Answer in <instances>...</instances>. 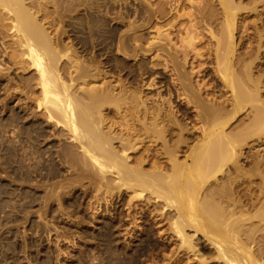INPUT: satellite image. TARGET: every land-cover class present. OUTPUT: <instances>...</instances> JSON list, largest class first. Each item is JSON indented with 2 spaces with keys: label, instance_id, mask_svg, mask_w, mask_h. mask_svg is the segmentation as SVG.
<instances>
[{
  "label": "bare ground",
  "instance_id": "6f19581e",
  "mask_svg": "<svg viewBox=\"0 0 264 264\" xmlns=\"http://www.w3.org/2000/svg\"><path fill=\"white\" fill-rule=\"evenodd\" d=\"M244 1L0 0V264L38 259L18 226L54 205L74 264H264V0L252 25ZM17 90L35 108L13 112ZM123 212L145 226L122 240Z\"/></svg>",
  "mask_w": 264,
  "mask_h": 264
},
{
  "label": "rangeland",
  "instance_id": "374dc122",
  "mask_svg": "<svg viewBox=\"0 0 264 264\" xmlns=\"http://www.w3.org/2000/svg\"><path fill=\"white\" fill-rule=\"evenodd\" d=\"M169 1V0H168ZM262 0H257L255 3L257 4V8L255 9V10H252V11H250V13H244L243 15H241L240 14V16L238 17V22H239V24H241V25H252V24H254V23H258V22H262L261 20H260V16H258V12H259V10L262 8V6H261V4H263L262 2H261ZM131 3H132V1H131ZM243 3H245V5H249V2H247V0L246 1H244ZM255 3H252L251 4V6L252 7H254V5H255ZM133 4H135L134 6L135 7H137V8H140V10H141V5H140V3L139 2H133L131 5H133ZM116 6V7H115ZM114 8V9H113ZM125 9V7H122V6H120L119 4H116V5H114V6H111V11L114 13H112L111 12V14H113V15H115L117 12H118V10H120V9ZM122 9V10H123ZM187 9V11H189L190 10V7H187V8H185V10ZM133 10H131V12L129 13V15L127 14V13H125L124 15H126L127 16V19L128 18H131V14H133L134 15V13L132 12ZM125 16V17H126ZM140 16V15H139ZM132 17H134V16H132ZM141 19V16H140V18L138 17V20H140ZM207 32V31H206ZM151 35H155V33L154 32H152V33H150ZM207 34L208 35H206L205 37H204V42H203V45L204 44H206V46H208V44H210L212 41H214V39H210V37H209V32H207ZM210 39V40H209ZM212 40V41H211ZM203 47V49H205L206 47L205 46H202ZM9 63V62H8ZM209 63H211V62H209ZM10 65H12V63H9ZM18 70V69H17ZM33 72V71H32ZM17 73V74H16ZM256 75H258V72H256ZM10 76H13L14 77V81L15 82H20L21 81V79H19V78H21V76H19L18 75V72L16 71V68L14 67V68H12V70L10 71ZM151 79V77H149V79H147V80H150ZM160 82V84L162 85V86H160V87H158L156 90H153L151 93H150V95H152V96H154L155 97V95L157 96L158 95V93L160 92V93H162L161 94V97L163 98H157V99H160V101H164V99H165V101H164V104H167V105H165L166 106V108H167V106H168V108H170V104L168 103V99L169 98H166V97H168L169 96V92H168V89L170 88V84H169V81H166V83H165V80H163L162 78H160V79H158ZM168 80H169V78H168ZM14 81L12 82L13 84H15L14 83ZM17 82V83H18ZM168 82V83H167ZM213 82V80H210L209 81V83H212ZM16 85V84H15ZM221 85V84H220ZM219 85V87H218V89L219 88H221L222 86H220ZM169 86V87H168ZM19 89H25L23 86H21L20 84H19ZM160 89V90H159ZM15 91V90H14ZM18 91V90H17ZM17 91H16V93L15 92H13L14 93V97L13 98H10L11 100H10V108H11V106H12V110H13V112L15 111V112H17V111H19V108H20V106H22V105H32V108H35V107H33V106H35V103H29V100L27 99L28 97H27V95L25 94V93H20V91H18V93H17ZM166 96V97H165ZM165 97V98H164ZM16 98V99H15ZM20 99V100H19ZM24 99V100H23ZM25 100L27 101L28 100V102H25ZM23 101V102H22ZM16 102V103H15ZM167 102V103H166ZM20 103H22V104H20ZM26 103V104H25ZM28 103V104H27ZM34 104V105H33ZM175 104H177V102H175ZM13 106L15 107V108H13ZM176 107H178V106H176ZM167 108V109H168ZM15 109V110H14ZM34 111H35V109H33ZM170 110V109H169ZM7 112V113H6ZM5 112V114H4V118L5 117H8L9 116V111L7 110ZM179 118H181L182 119V115H179ZM40 121L42 122V124H44L45 122H43V120L42 119H40ZM192 123H194L193 121H192ZM196 125V127H197V125H199V124H195ZM243 126H241L239 129H241ZM46 129H48V133H49V130H51V128L49 127V128H46ZM46 134V135H48L47 136V139H45V141H43L42 143H43V146H42V148H44V149H47V148H50V146H52V144L53 143H56L55 144V146L54 147H52V149H55L56 148V150L58 149H60L61 148V144L60 143H58V142H55V141H51L50 140V138H52L53 136H51L50 138H48L49 137V134ZM49 139V140H48ZM263 142V145H262V147H264V140L262 141ZM257 143H258V141H251V143L250 144H255V145H257ZM57 145V146H56ZM58 147V148H57ZM259 148V146L257 145L256 146V148L254 149V150H256V149H258ZM248 149L249 148H246V151H248ZM254 150H253V152H254ZM247 153V152H246ZM74 175H76V174H73V176ZM88 182V181H87ZM89 183V182H88ZM88 183H84L85 185H87L88 186ZM50 184H47V186H49ZM94 193V192H93ZM93 193H90V195L88 196V198L87 199H89V203L87 202V200L85 201V206L87 205V207H86V209H78V206L77 205H75V207H74V210H78V214L79 215H82L83 217H84V219L85 220H88L89 219V213H91V205H90V202H94L95 203V198L94 197H92L91 195L93 194ZM91 197V198H90ZM93 200V201H92ZM114 201H115V203H116V200L114 199ZM88 205H90V206H88ZM103 206H105V205H103ZM90 207V208H89ZM106 207V206H105ZM105 207H103V208H105ZM56 210H58L57 209V207H56V205H54L53 206V208H52V211L50 212V213H52V215L51 214H49V215H51L52 217H47L48 219H49V222H48V224H46L45 222H44V220H42L41 221V224L43 225L44 223V225H43V227L44 228H42V229H40V231L38 232V234H36V230H34V228L31 226V224H32V222L31 223H29V224H27V225H25V224H20V226H18V229H19V232L21 233V234H26L27 235V237H28V239L31 237V240H36V243H37V246H38V244H39V250L41 251V253L39 254V257H38V259L36 260L35 258H30V256L29 255H31L32 256V254H30L31 252H30V250H28L27 248H26V250L27 251H24V252H22L21 253V256H19L20 258H22V262H21V264H46L45 263V261L47 260V259H44V258H48V256L49 255H52L51 254V252L53 253V255H52V261L53 262H51V264H56L57 263V261H58V259H62V261H64L65 263H67V264H74V263H76V261L72 258V257H70V258H66V257H64L63 255L65 254V253H67V251L68 252H72V253H70L71 254V256H77L78 255V251H79V247H81V246H83V244H84V241L83 240H81L79 237H77V232L75 231V230H67L66 228V225H69L70 223L71 224H75V222L74 223H72L71 222V219L70 218H66V216H67V214H65L64 212H62V211H59L60 213H58V215L56 214V216L55 217H53V213L55 212V209ZM75 208H77V209H75ZM107 208V207H106ZM110 210H114L113 209V207H110ZM123 210V209H122ZM85 211V212H84ZM86 211H88V212H86ZM104 211L106 212V209H104ZM120 211H121V209H120ZM123 211H125V210H123ZM62 212V213H61ZM82 212V213H81ZM124 213V214H123ZM123 213H121L120 215L121 216H123V218L122 219H120V222H117L118 224L119 223H122V222H124V223H122V224H119V227H120V229H119V232L121 233V234H123V235H121V239L123 238V236L125 237V232L128 230V229H131V231H132V233H134V234H139L140 232H141V230L143 229V227L145 226V222H143V221H141L140 222V224H139V226L140 227H134V226H132V224L131 223H128L126 220H124V218H125V216H126V214H125V212H123ZM64 214V215H63ZM63 215V216H62ZM66 215V216H65ZM100 216H102V217H100ZM98 218L99 219H102V218H105L106 216H103V215H100ZM60 218V219H59ZM124 220V221H123ZM73 221V220H72ZM69 222V223H68ZM63 225V226H62ZM121 225V226H120ZM30 226V227H29ZM65 227V228H64ZM32 230H31V229ZM54 228H55V230H54ZM57 228V229H56ZM128 228V229H127ZM47 229V230H46ZM28 230H30L29 232L30 233H28ZM62 230H64V231H62ZM65 230H67L66 232H65ZM25 231H27V232H25ZM34 231V232H33ZM52 231V232H51ZM33 233H35V234H33ZM65 233V234H64ZM69 233V234H68ZM33 234V235H32ZM41 234V235H40ZM39 235V236H38ZM65 235H67V236H65ZM39 237V238H38ZM19 238V237H18ZM16 239L19 243H22L23 241L19 238V239ZM68 238V239H67ZM69 241V242H67V240ZM123 239H126V237L125 238H123ZM122 239V240H123ZM39 240H40V242H39ZM42 242V243H41ZM50 244V245H49ZM78 245H80L79 247H78ZM50 249H52V250H50ZM68 249V250H67ZM50 250V251H49ZM56 250V251H55ZM59 250V253L57 252ZM60 250H61V252H60ZM65 250H67V251H65ZM63 251H65V253L63 252ZM55 252H56V254H55ZM63 252V253H62ZM43 253V254H42ZM47 253V254H46ZM58 253V254H57ZM24 254V255H23ZM29 254V255H28ZM49 254V255H48ZM55 255V256H54ZM62 255V256H61ZM47 256V257H46ZM59 256H61V257H59ZM56 258V260H55V258ZM158 257L159 258H161V255H158ZM158 258V259H159ZM66 259V260H65ZM161 260V259H160ZM39 261V262H38ZM44 261V262H43ZM148 262H150V260H148ZM59 263V262H58Z\"/></svg>",
  "mask_w": 264,
  "mask_h": 264
},
{
  "label": "flooded vegetation",
  "instance_id": "af4514ba",
  "mask_svg": "<svg viewBox=\"0 0 264 264\" xmlns=\"http://www.w3.org/2000/svg\"><path fill=\"white\" fill-rule=\"evenodd\" d=\"M159 259H161V258H159Z\"/></svg>",
  "mask_w": 264,
  "mask_h": 264
}]
</instances>
